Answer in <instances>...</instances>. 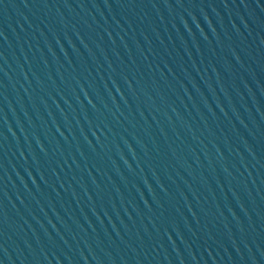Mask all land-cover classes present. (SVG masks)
<instances>
[{"label":"water","instance_id":"1","mask_svg":"<svg viewBox=\"0 0 264 264\" xmlns=\"http://www.w3.org/2000/svg\"><path fill=\"white\" fill-rule=\"evenodd\" d=\"M0 264H264V0H0Z\"/></svg>","mask_w":264,"mask_h":264}]
</instances>
